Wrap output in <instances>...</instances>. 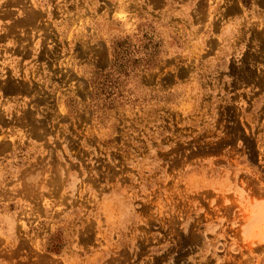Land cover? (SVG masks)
<instances>
[{"label": "rangeland", "instance_id": "rangeland-1", "mask_svg": "<svg viewBox=\"0 0 264 264\" xmlns=\"http://www.w3.org/2000/svg\"><path fill=\"white\" fill-rule=\"evenodd\" d=\"M0 264H264V0H0Z\"/></svg>", "mask_w": 264, "mask_h": 264}]
</instances>
